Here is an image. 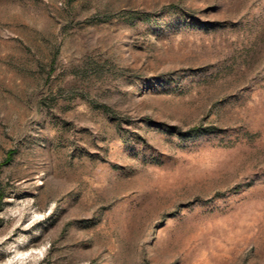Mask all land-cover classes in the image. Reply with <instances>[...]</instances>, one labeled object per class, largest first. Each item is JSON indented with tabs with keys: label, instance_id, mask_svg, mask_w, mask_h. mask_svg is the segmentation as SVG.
Instances as JSON below:
<instances>
[{
	"label": "rangeland",
	"instance_id": "rangeland-1",
	"mask_svg": "<svg viewBox=\"0 0 264 264\" xmlns=\"http://www.w3.org/2000/svg\"><path fill=\"white\" fill-rule=\"evenodd\" d=\"M0 264H264V0H0Z\"/></svg>",
	"mask_w": 264,
	"mask_h": 264
}]
</instances>
